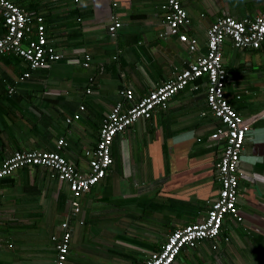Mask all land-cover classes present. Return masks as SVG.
<instances>
[{"label":"crops","instance_id":"crops-1","mask_svg":"<svg viewBox=\"0 0 264 264\" xmlns=\"http://www.w3.org/2000/svg\"><path fill=\"white\" fill-rule=\"evenodd\" d=\"M11 1L44 18L48 41L62 57L23 81L26 63L0 58V164L17 151L54 152L62 138L61 155L81 174L106 115L117 103L129 105L125 89L138 100L173 80L205 53L217 18L254 19L264 12V0H181L190 20L184 31L198 43L191 54L175 37L159 36L167 31V0ZM113 16L122 26L111 39ZM222 61L225 98L250 125L238 212L224 219L217 240L183 249L173 264H264V42L239 50L226 40ZM205 87L203 78L189 84L165 109L115 137L113 163L83 196L75 218H68L71 193L52 170L24 167L0 180V264H54L51 238L65 221L68 264H144L170 232L205 219L220 189L214 167L220 150L210 139L220 122L207 112Z\"/></svg>","mask_w":264,"mask_h":264},{"label":"built area","instance_id":"built-area-1","mask_svg":"<svg viewBox=\"0 0 264 264\" xmlns=\"http://www.w3.org/2000/svg\"><path fill=\"white\" fill-rule=\"evenodd\" d=\"M116 5L117 3L112 1V6ZM162 10L167 31L159 36L175 37L189 53L196 54L197 40L189 37L184 31L190 20L181 0H167ZM0 18L5 29L0 36V58L17 57L25 62L28 68L27 72L19 77V81L29 78L32 71L49 67L61 59L62 56L48 41L42 16L30 15L11 0H0ZM112 18L108 33L110 38L114 39L122 24L117 16ZM206 38L205 53H199L173 80L161 84L138 100L134 98L132 90L125 89L122 92L125 102L129 105L125 107L122 102L117 103L102 121L98 142L95 148L87 153L90 156L87 173H79L74 165L61 155L62 149L67 146L66 141L61 138L57 141L54 152H14L0 164V180L24 167L50 169L71 193L72 202L68 218L77 217L83 196L105 178L113 163L111 148L115 137L139 119H150L156 108L165 109L172 97L189 84L203 78L206 81L203 99L207 112L220 122V126L210 137L220 150L214 164L220 186L218 196L211 202L205 219L170 232L160 250L151 252L144 264H173L183 249H193L206 240H217L224 219L237 216L238 184L244 177L240 160L246 135L250 131L249 122L230 106L224 95L227 72L222 61V47L224 42L229 40L235 49H260L264 42V12L254 19L238 20L221 16L209 26ZM85 60L83 66L88 67L89 57L86 56ZM13 91L10 87L8 93L12 94ZM82 110L83 107H80V111ZM202 115H206V112ZM74 119H79V115H74ZM71 122L72 118L66 119L67 124ZM60 227V235L51 238L56 250L54 264H68L67 255L71 242L68 221ZM227 240L226 238L225 241ZM1 248L0 243V251Z\"/></svg>","mask_w":264,"mask_h":264},{"label":"trees","instance_id":"trees-1","mask_svg":"<svg viewBox=\"0 0 264 264\" xmlns=\"http://www.w3.org/2000/svg\"><path fill=\"white\" fill-rule=\"evenodd\" d=\"M0 25H1V27H2V34H3L5 29H4V26H3V20H2V19H0ZM2 34H1V35H2Z\"/></svg>","mask_w":264,"mask_h":264}]
</instances>
